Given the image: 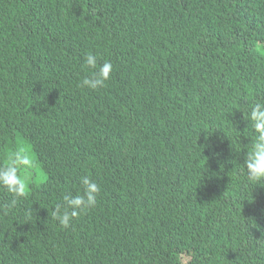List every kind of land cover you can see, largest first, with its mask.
I'll return each instance as SVG.
<instances>
[{
	"label": "trees",
	"instance_id": "16d2710c",
	"mask_svg": "<svg viewBox=\"0 0 264 264\" xmlns=\"http://www.w3.org/2000/svg\"><path fill=\"white\" fill-rule=\"evenodd\" d=\"M88 53L113 65L96 89ZM256 102L264 0H0V164L34 165L7 213L0 189V264H264ZM84 176L101 191L65 228Z\"/></svg>",
	"mask_w": 264,
	"mask_h": 264
},
{
	"label": "clouds",
	"instance_id": "9594fccd",
	"mask_svg": "<svg viewBox=\"0 0 264 264\" xmlns=\"http://www.w3.org/2000/svg\"><path fill=\"white\" fill-rule=\"evenodd\" d=\"M84 66L95 71L92 72L91 77L86 76L80 81L79 87L96 89L110 79L113 68L111 62L105 61L98 66L97 56L88 53ZM246 119L251 123L253 136L242 163L245 180L250 185H264V102L254 103ZM33 166V159L24 147L19 148L0 164V189L12 196L11 201L4 205L5 213L16 206L19 198L27 195L28 177L24 173ZM81 184L83 194L65 195L64 204H57L51 212L52 218L65 228L69 227L72 219L82 211L95 206L96 197L101 191L100 186L87 176L81 177Z\"/></svg>",
	"mask_w": 264,
	"mask_h": 264
}]
</instances>
